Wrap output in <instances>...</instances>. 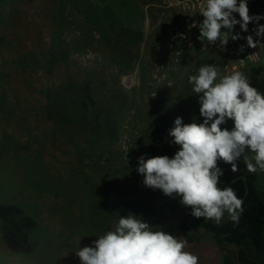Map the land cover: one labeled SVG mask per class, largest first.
<instances>
[{"label":"rangeland","instance_id":"1","mask_svg":"<svg viewBox=\"0 0 264 264\" xmlns=\"http://www.w3.org/2000/svg\"><path fill=\"white\" fill-rule=\"evenodd\" d=\"M113 1L130 9L110 8V0H0V204L36 222V247L26 255L11 253L0 229V264H81L78 241L91 246L129 213L209 248L201 228L181 230L191 212L181 198L144 186L136 169L142 155H175L168 131L176 117L203 122L188 76L203 64L224 74L229 58L187 55L170 85L157 82L170 15L156 0ZM244 73L264 94V68ZM85 96L94 111L84 109ZM218 167L220 187L252 174L264 193V172H248L242 158L237 172L223 161ZM228 221L226 213L219 224Z\"/></svg>","mask_w":264,"mask_h":264},{"label":"clouds","instance_id":"2","mask_svg":"<svg viewBox=\"0 0 264 264\" xmlns=\"http://www.w3.org/2000/svg\"><path fill=\"white\" fill-rule=\"evenodd\" d=\"M233 13H238L237 20ZM199 14L203 21L198 39L204 44H228L237 40L232 34L235 25L248 31L250 22H257L255 35L264 37V17L250 16L247 0H202ZM227 29V31H222ZM251 48L264 47L252 35L246 37ZM242 50V48H241ZM193 93L199 97L202 123L195 119L183 123L176 117L169 129L171 143L179 149L173 157H138L137 172L144 186L159 189L170 198L191 209L190 215L219 224L227 213L234 226H239L244 213V199L231 186L220 187L223 170L218 161L231 165L237 172L242 158L250 173L264 172V94L250 85L249 76L239 70L222 74L214 64H203L188 76ZM228 120L231 130L221 128ZM75 251L81 264H199V257L185 249L188 242L151 226L133 213L120 216L113 230L93 241L91 246Z\"/></svg>","mask_w":264,"mask_h":264},{"label":"trees","instance_id":"3","mask_svg":"<svg viewBox=\"0 0 264 264\" xmlns=\"http://www.w3.org/2000/svg\"><path fill=\"white\" fill-rule=\"evenodd\" d=\"M102 4L105 0H92ZM110 3V8L121 12L130 7L123 2ZM248 71H257L252 68ZM90 101V102H89ZM84 109L90 108L94 111V104L89 97L84 98L82 103ZM233 187L239 197L244 199V213L239 226H234L232 221L221 224L212 223L204 218L196 219L189 214L186 215L181 224V230L188 233L193 227H199L207 232L213 242L221 249L236 246L249 248L253 254V263L264 264V193L256 185L254 175H246L229 184ZM36 228V222L16 205L0 204V229L1 239L6 248L13 254L26 255L35 250L36 243L31 237ZM245 260L243 254L239 255Z\"/></svg>","mask_w":264,"mask_h":264},{"label":"built area","instance_id":"4","mask_svg":"<svg viewBox=\"0 0 264 264\" xmlns=\"http://www.w3.org/2000/svg\"><path fill=\"white\" fill-rule=\"evenodd\" d=\"M156 1L159 7L171 17L170 24L165 30L164 40L157 46L158 59L154 66V79L157 82L170 85L171 75L176 71L178 63L184 56L202 55L208 51H216L228 56L229 61L223 66L224 74L231 73L233 70L245 72L252 68H264V47L258 45L256 48H251L246 40L247 36L252 35L254 40H259L261 44H264V37L255 35L257 22H250L247 32L242 31L239 24L235 25L232 34H239L241 38L237 40L230 38L224 47L219 42L215 45H202L198 39L199 27H191L193 23L199 25L204 19L199 14V5L202 0ZM247 3L250 16L264 17V0H247ZM233 15L237 20L240 19L238 13H233ZM258 24L264 25V18L260 19ZM222 31H227V29H222ZM124 83L129 85L130 79H126Z\"/></svg>","mask_w":264,"mask_h":264},{"label":"crops","instance_id":"5","mask_svg":"<svg viewBox=\"0 0 264 264\" xmlns=\"http://www.w3.org/2000/svg\"><path fill=\"white\" fill-rule=\"evenodd\" d=\"M196 245V244H195ZM209 248L202 246L193 247L188 244L186 251H190L199 257V264H250L253 263V254L249 248L230 246L221 250L213 240L209 242ZM243 254L245 260H241L239 255Z\"/></svg>","mask_w":264,"mask_h":264}]
</instances>
